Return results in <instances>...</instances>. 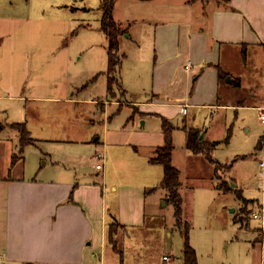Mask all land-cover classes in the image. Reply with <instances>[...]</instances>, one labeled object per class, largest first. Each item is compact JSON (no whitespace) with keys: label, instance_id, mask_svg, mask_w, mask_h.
<instances>
[{"label":"crops","instance_id":"obj_1","mask_svg":"<svg viewBox=\"0 0 264 264\" xmlns=\"http://www.w3.org/2000/svg\"><path fill=\"white\" fill-rule=\"evenodd\" d=\"M19 17L25 22L16 27ZM29 17L0 14V101L24 102L26 108L35 102L38 107L26 121H13L10 125L24 122L34 139L30 145L46 141L65 148V139L46 135L64 133L62 129L51 133L49 121L73 123L71 134L76 139L71 141H94L93 158L98 150L106 152L108 148L103 166L107 170L105 179L113 178V162L123 161L130 150L133 151L130 158L135 162L143 158L133 145L148 148L153 157L157 147L164 144L163 132L138 130L137 119L139 124L145 118L140 123L144 126L149 116L166 117L159 107L170 100L177 101L181 109L185 104L189 107L199 103L212 107L241 106L239 102L221 103L220 88L226 79L229 84L239 79L242 85L248 75L231 74L222 64L227 61L232 70L236 59L242 58L249 67L252 54L260 53L264 60V0H117L113 17L126 31L119 36V54L124 55L119 70L123 94L113 98L108 91V43L107 51L101 52L104 60L100 61L101 66L107 64L106 68L93 66L88 82L82 83L79 79L86 70L74 73L70 70L74 54L68 39L71 22L56 15L35 21ZM246 52L247 55L242 54ZM130 59L134 61L133 67L126 62ZM148 60H152L147 80L150 97H129V88L146 80L143 63ZM220 70L228 73L227 76L220 78ZM255 70V77L262 75L264 80V71ZM228 77L234 80L229 81ZM207 80L209 85L203 86L204 91L200 92V84ZM94 82L101 83L103 93L82 96L81 92L91 89ZM193 85L198 87L197 91L191 90ZM53 102L58 103L56 115L49 116L47 103ZM83 103L90 104L94 112L101 111L102 132L92 135L88 130L79 132L76 120L79 108L85 107ZM252 106L261 109L264 99ZM117 112L124 113L123 118H114ZM95 124L93 118L92 125ZM20 148L21 142L19 152ZM24 152L12 156V163L15 155L18 159L9 170L22 161L21 173L9 174L0 180V264H185L184 243L178 258L168 250L160 254L151 245L157 228H163L161 232L166 236L172 232L161 215L149 214L147 210L142 189L148 187L147 177L157 165L150 158L145 157V164L136 165L143 183L138 186L133 182L123 183L119 194L108 195L104 194V185L95 179L77 180V169L75 174L67 170L65 176L61 168L65 158L52 161L51 166L46 159L35 175L27 174ZM45 173L49 176L44 177ZM259 206L258 211L250 202L243 209L242 213L249 215L246 227H252L253 218L261 216L264 220V201ZM115 218L121 226L112 243L109 229ZM193 244L197 246L194 241ZM195 246L198 256V246ZM260 253V256L250 253L234 260L215 258L211 253L209 260H203V256L197 259L198 264H264V247ZM166 255L168 259L164 258Z\"/></svg>","mask_w":264,"mask_h":264},{"label":"rangeland","instance_id":"obj_2","mask_svg":"<svg viewBox=\"0 0 264 264\" xmlns=\"http://www.w3.org/2000/svg\"><path fill=\"white\" fill-rule=\"evenodd\" d=\"M0 14L3 16H31L29 18H34L33 21L55 15L68 19L71 22L68 39H70L74 53L70 70L71 73L86 70L80 77L81 80L79 79L82 83L88 82L87 79L91 75L89 70L93 66L104 68L107 66V64L101 66L100 62L104 60L101 58V52L105 49L107 51L108 43V39L101 29V0H0ZM23 19L19 17L14 26L23 25L25 22ZM124 49L127 51L126 47ZM82 52L83 55L81 56ZM242 54L247 55V52ZM126 62L132 67L134 66L133 59ZM143 66L146 71V80L136 82L134 86H131L127 93L129 97L144 99L149 96V93L151 94V87L147 80L150 75L152 60L146 61ZM261 66L263 67L261 68ZM222 67L234 75L242 74L244 76V73L248 75L244 78L242 85L229 84L226 79L220 88L221 103L235 104L239 102L241 106H223L222 104L212 107L199 103L189 105L186 113H180L181 108L177 105V101L170 100L167 104H162L159 107L175 126L172 131L173 163L180 169L181 185L179 191L183 197L181 223L177 224L176 206L173 200L168 197L169 189L161 185L164 166L157 163L145 182L148 183V187L142 189V192L145 194L149 214L158 213L161 215L168 230L172 232L171 236H166L161 232L163 228H157L156 231L158 232L152 236L151 245L160 254L163 250H168L177 258L181 255L186 222L189 225V241L192 246H195L193 241L197 243L198 247H195L200 253L198 256H203V260H209L211 253L214 255L212 257L220 259L229 257L231 260H234V257H245L246 254L250 253L251 256L255 254L260 256L262 247H264L260 236L262 235L264 239L263 218H253L252 227H246V219L249 218V215L242 213L250 202L259 211V203L264 201V170L260 164L263 152L258 148L260 139L264 137V122L261 119V109L252 106L259 105L260 101L264 99L262 75L255 77V68H258V71H264V60L261 53L257 56L252 54V63L249 67L242 58L236 59L232 70L227 61L222 64ZM248 77H250L249 80ZM71 78L74 80L73 76ZM92 84L94 86L91 89L84 93L81 92L82 96H98L103 93L104 89L101 83L94 82ZM208 85L209 80L203 81L200 84V92L204 91L203 86ZM193 89L197 91L198 87L193 85L191 90ZM26 91L27 88H24V93ZM47 104L49 111L46 113L49 116L56 115L55 110L58 103ZM83 104L85 107L79 108V115L76 120L79 132L81 130L87 132L88 130L91 135L96 131L102 132L103 121L99 122L102 117L101 111L94 112L90 104ZM39 108L41 109L40 106ZM37 110L38 107L35 102L29 103L28 108H26L24 102L0 101V124L4 125L0 130V180L9 174L19 175L23 168V162L19 161L15 168L11 169V172L9 171L10 168H13L12 156L15 153L20 155L18 149L20 132L11 127L10 123L26 121L30 118L29 115L37 112ZM120 113H115L114 118H123L124 113L121 115ZM163 116L160 114L149 116L148 122L144 126L141 124L145 118L139 124L137 119V129L153 134L163 132ZM93 118L96 119L95 125H92ZM131 119L129 124L132 123ZM49 123L52 125L50 127L51 133L60 132L61 129L64 133L46 135L65 139V148L53 146L46 141L38 142V145H26L23 154L26 158L25 169L27 174L35 175L36 170L45 165L46 159L49 162L48 166H51L52 161H61L65 158V164L61 163L64 167L60 166L65 171V176L67 170L71 174H75L77 169V180H97L104 185V194H119L123 183L126 182H133L135 186H138V183H143V176L137 170L136 165L145 164V157L151 159L148 148L140 144L133 145L132 148L139 152L140 158H143L135 162L133 157L130 158L133 153L132 150L125 153L123 161L113 162V178H107V180L105 179L106 168L98 170L96 159L92 156L96 149L94 141L74 143L71 141L76 139L71 134L73 123H62L61 120L56 121L54 119H51ZM192 127L201 129L208 141H220L212 150V156L222 164H231L230 168L225 169L221 165H217L212 160L207 159L204 153L195 155L188 148L187 129ZM230 132L231 136L228 140ZM107 149L106 152L103 150L106 155ZM109 152L111 155V150ZM145 171L146 169L144 174ZM48 176V173L44 174V177ZM153 187L156 189H152ZM243 220L245 221L243 222ZM122 245V242L119 246L117 244L119 248Z\"/></svg>","mask_w":264,"mask_h":264},{"label":"trees","instance_id":"obj_3","mask_svg":"<svg viewBox=\"0 0 264 264\" xmlns=\"http://www.w3.org/2000/svg\"><path fill=\"white\" fill-rule=\"evenodd\" d=\"M117 0H101L102 19L101 29L106 34L108 39V59L109 65L107 69L108 74V91L113 98L122 97V85L120 81L119 70L121 67L122 59L124 55L119 54V36L126 31L123 29L114 19L113 10ZM228 73L220 70V78H224ZM240 80L236 79L234 84H239ZM13 126L20 132L21 148L20 153L24 151V147L28 144L34 143V139L31 138L30 132L24 122H17ZM173 123L166 117H163V133L165 136L164 144L158 146L156 149V155L151 157V161L154 163H161L164 166V176L162 180V186L169 189L168 197L173 200L176 206L177 224L181 223L180 217L183 213V197L179 191L181 185L180 169L173 163ZM201 129L190 128L187 129V146L195 154H206V158L212 160L217 165H221L225 169L230 168L231 164H222L219 160L212 156V150L219 144L220 141H208L205 136L201 138ZM231 136V132L228 135ZM227 139V138H226ZM263 137L260 139L258 148H262ZM18 159V156L13 157V163ZM152 189H156L153 187ZM150 189V190H152ZM241 196V194H240ZM115 217V216H114ZM121 226L117 219L110 225L109 237L112 243H115L114 234L116 230ZM184 262L185 264H198L196 249L191 245L189 241V225L186 222V229L184 233Z\"/></svg>","mask_w":264,"mask_h":264},{"label":"built area","instance_id":"obj_4","mask_svg":"<svg viewBox=\"0 0 264 264\" xmlns=\"http://www.w3.org/2000/svg\"><path fill=\"white\" fill-rule=\"evenodd\" d=\"M187 109H188V106L185 104L183 105L182 107V112L183 113H186L187 112ZM261 119L262 121L264 122V107H261ZM262 152H263V156L261 157L260 159V164L264 170V143L262 145V148L260 149ZM94 158L96 159V167L100 170V169H103V166H104V161H105V158H106V154L103 150H98L95 154H94ZM264 174V172H263ZM261 217V216H259ZM165 259H168V256L166 255L164 257Z\"/></svg>","mask_w":264,"mask_h":264},{"label":"water","instance_id":"obj_5","mask_svg":"<svg viewBox=\"0 0 264 264\" xmlns=\"http://www.w3.org/2000/svg\"><path fill=\"white\" fill-rule=\"evenodd\" d=\"M228 80L229 81H233L234 79L233 78H231V77H228ZM2 127V125L0 124V128ZM200 137L201 138H204V133H202L201 135H200Z\"/></svg>","mask_w":264,"mask_h":264}]
</instances>
